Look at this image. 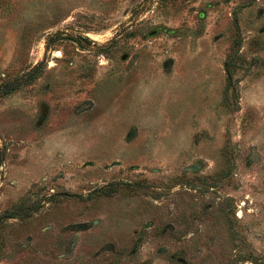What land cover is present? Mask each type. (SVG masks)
Masks as SVG:
<instances>
[{"label":"rangeland","instance_id":"obj_1","mask_svg":"<svg viewBox=\"0 0 264 264\" xmlns=\"http://www.w3.org/2000/svg\"><path fill=\"white\" fill-rule=\"evenodd\" d=\"M0 264H264V0H0Z\"/></svg>","mask_w":264,"mask_h":264},{"label":"water","instance_id":"obj_2","mask_svg":"<svg viewBox=\"0 0 264 264\" xmlns=\"http://www.w3.org/2000/svg\"><path fill=\"white\" fill-rule=\"evenodd\" d=\"M10 86H12V83L11 84H8L7 86H5L4 89H7Z\"/></svg>","mask_w":264,"mask_h":264}]
</instances>
